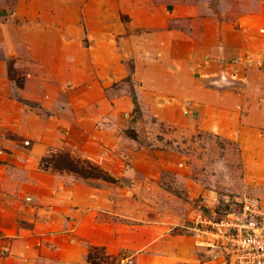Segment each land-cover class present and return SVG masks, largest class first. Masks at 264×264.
Returning <instances> with one entry per match:
<instances>
[{
    "label": "rangeland",
    "instance_id": "374dc122",
    "mask_svg": "<svg viewBox=\"0 0 264 264\" xmlns=\"http://www.w3.org/2000/svg\"><path fill=\"white\" fill-rule=\"evenodd\" d=\"M0 181V264H210L185 228L264 201V0H0Z\"/></svg>",
    "mask_w": 264,
    "mask_h": 264
},
{
    "label": "built area",
    "instance_id": "2783aa9c",
    "mask_svg": "<svg viewBox=\"0 0 264 264\" xmlns=\"http://www.w3.org/2000/svg\"><path fill=\"white\" fill-rule=\"evenodd\" d=\"M236 209L185 228L198 238L210 264H264V201L235 198Z\"/></svg>",
    "mask_w": 264,
    "mask_h": 264
},
{
    "label": "crops",
    "instance_id": "0c3cea01",
    "mask_svg": "<svg viewBox=\"0 0 264 264\" xmlns=\"http://www.w3.org/2000/svg\"><path fill=\"white\" fill-rule=\"evenodd\" d=\"M4 181V180H3ZM1 183V181H0ZM61 186V190L58 189L57 191H55V193H53V196H50L47 200L53 205L54 208L59 209V210H65L67 211V214H69L70 219H77L79 216V212L81 210L82 207H84V205H86V203L84 205H81L79 203L78 197H76V189H77V185H71L70 186H65V185H60ZM91 199H89L90 201ZM111 199L107 198V203L104 202V208H106L109 203H110ZM92 202V200H91ZM21 205V204H20ZM75 206H78V208H75ZM28 207L27 205L24 206V208ZM24 208H20L16 211V214L19 215L22 213V211H24ZM104 210V209H103ZM102 210V211H103ZM66 220V219H65ZM173 239V238H171Z\"/></svg>",
    "mask_w": 264,
    "mask_h": 264
},
{
    "label": "trees",
    "instance_id": "16d2710c",
    "mask_svg": "<svg viewBox=\"0 0 264 264\" xmlns=\"http://www.w3.org/2000/svg\"><path fill=\"white\" fill-rule=\"evenodd\" d=\"M106 179H107L109 182H112V181H113V180L110 179L109 177H106ZM97 250H98L97 247H91V248L89 249V251H88V252L86 253V255H85V261H86V263H88V264H99V263L96 262V259H97V258H95L94 256H92V251H97ZM100 263H103V262L101 261Z\"/></svg>",
    "mask_w": 264,
    "mask_h": 264
}]
</instances>
